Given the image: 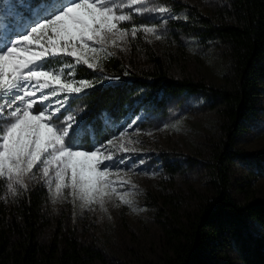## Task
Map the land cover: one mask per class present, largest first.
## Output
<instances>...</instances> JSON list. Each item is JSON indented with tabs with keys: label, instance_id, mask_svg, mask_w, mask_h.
Instances as JSON below:
<instances>
[{
	"label": "rangeland",
	"instance_id": "obj_1",
	"mask_svg": "<svg viewBox=\"0 0 264 264\" xmlns=\"http://www.w3.org/2000/svg\"><path fill=\"white\" fill-rule=\"evenodd\" d=\"M175 1L145 0L148 7L167 6L171 10L166 15L175 18L163 24L155 14L135 13L137 6L126 8L124 11L131 14L133 20L121 25L128 29L124 41L102 47L117 52L138 71L162 68L174 78L221 83L227 60L221 55L220 47L212 43L202 46L192 36L174 38L167 29L168 21L182 17L173 6ZM180 1L195 6L203 14H212L220 0ZM133 24L143 25L137 28L135 36L131 31ZM145 27L157 28L161 39L146 32ZM98 53H86L90 63ZM70 103L73 112L80 116L81 104ZM140 103L135 115L122 120L114 132L97 145L106 146L113 155L128 158V164L135 167L134 171L110 173L114 184H123V188L105 197L102 204L99 197L93 202L75 198L70 188L57 194L53 162L49 166L50 183L45 181L42 171L34 169L35 175L25 178V186H15V195L8 190L4 178L3 197L8 204L28 186L42 183L47 188V200L42 206L46 218V226L41 231L43 236H58L61 230H66L98 248L110 264H160L169 249L167 228L184 221L200 200L215 195L212 162L226 139L224 119L217 110L218 101L204 92L168 96L164 112ZM256 108L247 126L233 135L230 149L243 155L264 151V85ZM124 129L127 130L121 134ZM109 140L111 144L107 143ZM98 155L103 159L108 153ZM256 159V156H234L228 160V189L240 203L249 197L264 198V164ZM141 160L144 163L135 166ZM121 195L130 203H123ZM250 227L253 233L264 237V222L252 221ZM221 262L242 264L233 252H227Z\"/></svg>",
	"mask_w": 264,
	"mask_h": 264
},
{
	"label": "trees",
	"instance_id": "obj_2",
	"mask_svg": "<svg viewBox=\"0 0 264 264\" xmlns=\"http://www.w3.org/2000/svg\"><path fill=\"white\" fill-rule=\"evenodd\" d=\"M173 6L182 14L167 22L174 38L192 36L202 46L220 47L227 60L221 83L174 78L162 68L138 71L120 54L104 48L92 61L95 70L83 62L71 70L77 80L113 79L96 80V86L87 89L90 94L74 102L81 104L79 115L94 125L99 142L122 120L135 115L141 101L164 112L167 97L183 92H204L217 100L226 139L212 162L215 195L200 200L184 221L167 228L169 249L160 264H222L227 252H233L242 264H264V237L250 227L252 221L264 222V198L236 201L229 192L227 174L228 160L234 156H256L264 164V151L243 155L230 149L233 135L255 116L264 85V0H220L212 14L180 0ZM5 188L6 181L0 178V264H110L98 248L66 230L58 236L42 235L44 184L28 186L11 205L3 197Z\"/></svg>",
	"mask_w": 264,
	"mask_h": 264
},
{
	"label": "snow or ice",
	"instance_id": "obj_3",
	"mask_svg": "<svg viewBox=\"0 0 264 264\" xmlns=\"http://www.w3.org/2000/svg\"><path fill=\"white\" fill-rule=\"evenodd\" d=\"M133 6L135 13L157 15L162 24L175 18L166 15L171 11L167 6L148 7L145 0H0V178H6L13 195L16 185L25 186V178L35 175L34 169L50 183L49 166L55 162L57 194L70 188L75 198L93 202L99 197L102 204L123 188L110 173L135 170L128 158L97 146L94 125L83 114L77 116L70 103L89 95L96 80L113 79L77 80L71 69L83 62L95 70L86 53L124 41L128 29L121 25L133 20L124 10ZM142 26L133 24L132 35ZM145 31L161 39L157 28ZM105 152L101 159L98 154ZM120 199L130 203L123 195Z\"/></svg>",
	"mask_w": 264,
	"mask_h": 264
}]
</instances>
